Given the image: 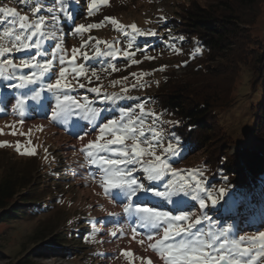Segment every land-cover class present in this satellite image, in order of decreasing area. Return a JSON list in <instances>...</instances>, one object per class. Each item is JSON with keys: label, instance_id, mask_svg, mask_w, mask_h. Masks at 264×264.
<instances>
[{"label": "rangeland", "instance_id": "374dc122", "mask_svg": "<svg viewBox=\"0 0 264 264\" xmlns=\"http://www.w3.org/2000/svg\"><path fill=\"white\" fill-rule=\"evenodd\" d=\"M190 1L108 0L106 5H99L89 16L88 0H69L68 10L77 12L73 28L80 24L100 26L83 34H73L67 31V24L61 32L59 23L53 24L49 18L47 32L51 36L52 31L56 30L57 34L54 39L46 42L45 48L51 49L56 42H60L63 54L68 59L71 58L73 49L94 57L96 47L101 49L102 54L114 51L117 55L115 59L105 55L89 59L87 76L79 78V83H84L85 88L76 86L68 94L81 103L87 98L91 107L108 109L102 113L104 118L116 117L122 109L139 114L138 105L144 102L145 112L152 113L144 117L147 124H152L154 118H158L157 127L162 131L169 129L171 119L161 114L153 96L170 83L190 80L204 65L202 51L194 50L191 44L181 43L168 26L171 20L178 21L177 15ZM194 1L207 5L214 0ZM47 2L48 0H26V3L22 0H0V7H14L21 15L32 18V6ZM49 6L51 7L50 4ZM106 17L115 19L126 32L130 33L131 25L134 24L141 31L151 30L156 35L133 40L130 35L121 33L110 20H105ZM7 27L11 25L0 18V31ZM247 31L246 38H242L245 41L241 39L242 42L233 45L234 53L227 51L225 54L234 62L230 64L218 59L208 64L213 71L208 83L220 89L222 95L218 98H223V92L231 89L230 106L214 111L215 126L210 129L211 137L224 134L229 139L231 145L226 148L229 156L244 146L252 145L254 110L261 100V88L254 86L255 75L252 69L256 66V58L261 54L264 44V0H260L259 13ZM97 40L102 43L97 45ZM86 42L87 46L82 47ZM109 44L113 45L111 49L107 48ZM169 44L174 46V50ZM34 51L12 53L11 58L14 63H19V57L29 56ZM125 51L134 52L132 59L139 63L133 64L125 58ZM145 56L153 59H145ZM237 60H244L243 65L237 66ZM76 63H85L82 55H78ZM109 64L116 70L108 67ZM222 66L226 74L219 72ZM59 69L57 62V74ZM93 69L96 76H92ZM234 69L237 70L235 73ZM22 71L30 74L31 70ZM69 81L73 85L77 84L72 76H69ZM51 82H54V77ZM6 83L0 80V144L6 143L9 146L0 147V174L15 179L22 177L21 181L29 183L26 191L29 201L15 215L0 218V264H17L25 260L28 264H147L148 261L151 264H163L152 250L147 249L146 239L141 244L138 241L143 237L133 238L130 225L135 218L123 213L122 204L126 201L116 203L109 199L99 186L98 176L93 179L92 174L97 169L89 167L80 149L89 140H95L96 132L93 130L83 141L76 138L77 133L91 127L82 119L83 114L73 115L67 122H52L47 117L51 115L55 100L44 92L39 101H29L26 106L28 115L21 124L19 117H14L11 112L17 94L24 95L26 91L9 90ZM93 87H100V96L115 94L127 99L101 104L96 99L97 94L88 91ZM13 131L16 132L15 135L11 134ZM168 142L167 135H164L163 145L166 147ZM17 143L21 150L35 148L36 154H18L15 148ZM207 146V151L215 148ZM206 153L196 152L186 160H174L172 167L203 172L201 179L206 185L212 177L201 163ZM157 154H161L160 149ZM206 188L214 198L218 197V202L213 206L205 193H196L205 196L207 207L204 211L211 217L209 221L198 225V228L207 230L211 226L218 230L227 227L230 229V238L236 239L241 236H256L264 231V183H260L259 188L246 192L232 190L222 183H214L210 185V189L209 186ZM185 199L188 201L186 210L199 215L198 201H192L188 197ZM231 200L238 204H232ZM153 205L158 210H171L180 214L173 205L159 198L147 201L146 206ZM112 232H116V236H112ZM122 251H130L132 256H122ZM258 264H264V258L259 259Z\"/></svg>", "mask_w": 264, "mask_h": 264}, {"label": "snow or ice", "instance_id": "6c2138e0", "mask_svg": "<svg viewBox=\"0 0 264 264\" xmlns=\"http://www.w3.org/2000/svg\"><path fill=\"white\" fill-rule=\"evenodd\" d=\"M22 2L26 3V0ZM68 2L69 0H48L47 3H37L32 6V18L21 15L14 7H0V18L11 25L0 31V80L7 82L5 86L9 90L19 92L29 89L24 95L16 96L11 115L19 117V123H24L28 115L27 104L29 101H39L44 92L55 100L51 115L47 117L52 122H67L73 115L82 113V119L91 127L77 133L76 138L83 141L93 130L96 132L95 140H89L80 149L89 167L97 169L92 174L93 179L98 176L99 186L109 199L116 203L126 201L122 204L123 213L135 218L130 225L133 238L143 237L138 241L141 244L146 239L147 249L152 250L163 264H258L259 259L264 258V231L256 236H241L236 239L230 238V229L227 227L218 230L211 226L207 230L197 227L211 217L204 211L207 207L205 196L196 193H205L213 206L217 204L218 197L214 198L204 186L205 181L201 179L203 172L172 167L173 161L181 156L180 141L177 137L170 136L166 147L163 145L164 133L156 125L158 118H154L150 125L144 119L146 115H152L145 112L144 102L138 105L139 114L122 109L118 116L104 118L102 113L108 109L91 107L87 98L81 103L68 94L76 86L85 88L84 83H79V78L87 76L89 59L100 58L102 55L115 59L117 55L114 51L102 54L101 49L96 47L94 57L73 49L71 58L68 59L63 54L60 42H56L51 49L45 48L46 42L54 39L57 34L53 30L49 36V18L53 24L59 23L61 32L67 24V31L73 34H83L100 26L80 24L73 28L77 12L68 10ZM107 3L108 0H88L87 14L91 16L99 5ZM46 8L48 11H45ZM105 20H110L121 33L130 35L133 40L156 35L151 30L141 31L134 24L129 33L115 19L106 17ZM179 39L183 41L184 37L180 36ZM100 43L102 42L96 41L97 45ZM86 46L87 42L82 47ZM168 46L174 50L173 45ZM112 47L111 44L107 45L109 49ZM32 50H35L33 54L19 57V63L13 62L12 53ZM78 55L83 56L85 63H76ZM123 55L133 64L139 63L132 59L134 52L125 51ZM145 59L153 58L145 56ZM57 62L60 65L58 74L55 72ZM108 67L116 70L111 64ZM23 69H30V74L24 73ZM69 76L76 79V85L69 81ZM92 76H96L95 69L92 70ZM53 77L54 82H51ZM34 85H39V88H32ZM88 91L96 93V99L101 104L127 99L115 94L100 96V87H93ZM102 120L106 122H101ZM172 123L178 125L179 121ZM11 134L15 135L16 132ZM8 146L6 143L0 144V147ZM15 148L20 155L36 154L35 148L21 150L19 143ZM158 149L161 150L159 155ZM185 197L198 201L199 215L186 210L188 201ZM150 198L167 201L180 214L171 210H158L154 205L146 206ZM111 235L116 236V232ZM121 255L130 257L132 253L122 251ZM147 264H151V261Z\"/></svg>", "mask_w": 264, "mask_h": 264}, {"label": "trees", "instance_id": "16d2710c", "mask_svg": "<svg viewBox=\"0 0 264 264\" xmlns=\"http://www.w3.org/2000/svg\"><path fill=\"white\" fill-rule=\"evenodd\" d=\"M259 2L260 0H214L207 5H200L191 0L177 15L178 21L175 19L168 23L179 41L180 36L184 37L181 43L191 44L194 50L202 51L204 65L190 80L165 86L153 96V101L161 114L171 119L169 129L163 130V133L167 135V139L170 136L179 139L182 148L178 160H186L192 153L207 152L201 163L212 174L211 181L205 185L209 189L211 184L222 183L232 190L246 192L257 189L260 183H264V44L261 54L256 58V66L252 69L255 85L251 84L261 88V100L254 110L252 145L236 150L232 156L227 154L226 148L231 142L224 134L219 138L216 135L215 138L210 136V129L215 126L214 111L230 106L231 89L223 92V98H218L222 95L220 89L208 83L213 76L209 63L218 59L230 64L234 62L225 54L227 51L234 53L233 45L245 41L242 38H246L247 28L259 13ZM243 62L244 60H237L236 65L241 66ZM234 70L233 73L237 71ZM219 72L226 74L223 66ZM31 87L39 88L38 85ZM176 121H179L178 125L172 123ZM207 145L215 148L207 151ZM21 180L22 177L15 179L0 174V218L11 217L27 205L29 200L26 191L29 183ZM231 203L238 204L234 200ZM17 264H28V261Z\"/></svg>", "mask_w": 264, "mask_h": 264}]
</instances>
